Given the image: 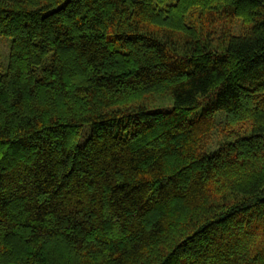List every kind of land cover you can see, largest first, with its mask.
<instances>
[{
	"label": "trees",
	"instance_id": "16d2710c",
	"mask_svg": "<svg viewBox=\"0 0 264 264\" xmlns=\"http://www.w3.org/2000/svg\"><path fill=\"white\" fill-rule=\"evenodd\" d=\"M0 37V264H264V0H0Z\"/></svg>",
	"mask_w": 264,
	"mask_h": 264
},
{
	"label": "rangeland",
	"instance_id": "374dc122",
	"mask_svg": "<svg viewBox=\"0 0 264 264\" xmlns=\"http://www.w3.org/2000/svg\"><path fill=\"white\" fill-rule=\"evenodd\" d=\"M12 41V38L0 37V73H6L8 71ZM221 122H224L222 117ZM87 132H89V129H87Z\"/></svg>",
	"mask_w": 264,
	"mask_h": 264
}]
</instances>
